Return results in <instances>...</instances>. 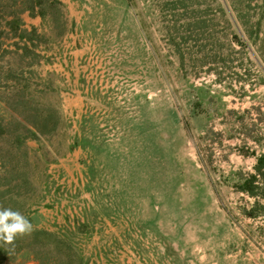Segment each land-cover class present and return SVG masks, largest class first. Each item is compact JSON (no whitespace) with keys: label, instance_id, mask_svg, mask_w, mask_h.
<instances>
[{"label":"rangeland","instance_id":"rangeland-1","mask_svg":"<svg viewBox=\"0 0 264 264\" xmlns=\"http://www.w3.org/2000/svg\"><path fill=\"white\" fill-rule=\"evenodd\" d=\"M223 1L181 63L151 0H0V206L71 245L0 264H264V0Z\"/></svg>","mask_w":264,"mask_h":264},{"label":"trees","instance_id":"trees-1","mask_svg":"<svg viewBox=\"0 0 264 264\" xmlns=\"http://www.w3.org/2000/svg\"><path fill=\"white\" fill-rule=\"evenodd\" d=\"M151 3L156 14L159 16L160 25L163 27L162 31L164 33L162 37L164 42H166L167 47L176 55L181 63L185 61L187 55L192 56L191 50L185 51L189 42L194 44L192 45L193 48H198V42L202 38H207L209 34L207 36H204V34L211 26L209 21L213 17L220 16L224 18L226 25L231 23L228 18L229 14L225 1L223 0H151ZM0 129H4L1 123ZM207 136L208 133H206L204 138ZM254 158L253 171L246 174L238 172L237 178L239 182L235 184L238 190L254 199L253 205L243 210L251 218L264 215V205L260 204L257 200L258 197L264 196L263 184L261 182V179L264 178V153L255 155ZM258 208L260 210H257ZM32 234L35 238L42 235L46 240L52 239L55 247L62 245L67 249H71L69 243L48 231L34 229ZM76 259L74 261L64 260L61 264H81L79 258L76 257Z\"/></svg>","mask_w":264,"mask_h":264},{"label":"clouds","instance_id":"clouds-1","mask_svg":"<svg viewBox=\"0 0 264 264\" xmlns=\"http://www.w3.org/2000/svg\"><path fill=\"white\" fill-rule=\"evenodd\" d=\"M33 231V224L25 215L0 206V243L14 246L17 239L30 236Z\"/></svg>","mask_w":264,"mask_h":264}]
</instances>
